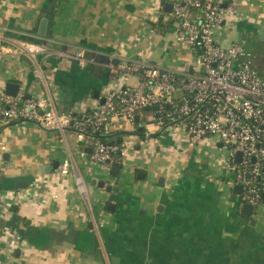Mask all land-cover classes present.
<instances>
[{
	"label": "crops",
	"instance_id": "1",
	"mask_svg": "<svg viewBox=\"0 0 264 264\" xmlns=\"http://www.w3.org/2000/svg\"><path fill=\"white\" fill-rule=\"evenodd\" d=\"M163 1L0 0V94L12 82L22 93L51 97L60 112L79 116L112 90L137 85L135 77L113 74L106 67L109 60L141 59L161 67L160 60L171 55L187 69L194 55L176 41L175 27L165 36L153 32L157 39L145 45L136 43L135 26L148 16L157 22ZM44 20L47 35L41 37ZM223 27L230 38L218 42L229 45L246 34L262 63L264 0H245ZM42 39L49 52L40 58L44 78L39 79L33 61L18 49L22 42ZM63 51H83L98 63L81 68L62 57ZM97 66L103 67L99 77L94 75ZM147 120L143 113V135L128 130L125 121L116 122L112 133H125L127 144L122 168L118 175L99 171L90 177L85 168L92 162L81 155L73 134L61 141L31 122L3 130L9 151L0 150V226L22 239L14 245L0 236V264H264V205L254 208L252 218L244 216L227 166L211 171L199 144L188 146L183 131L161 132ZM66 158L74 159L88 181V201L58 168L48 173ZM94 181H104L112 191L93 186ZM19 183L28 185L17 189Z\"/></svg>",
	"mask_w": 264,
	"mask_h": 264
},
{
	"label": "built area",
	"instance_id": "2",
	"mask_svg": "<svg viewBox=\"0 0 264 264\" xmlns=\"http://www.w3.org/2000/svg\"><path fill=\"white\" fill-rule=\"evenodd\" d=\"M169 2L173 4L169 16L175 22V39L193 53L195 67L170 70L141 59L117 64L109 60L106 67L113 74L135 77L137 85L125 84L112 90L104 97V104L100 101L80 116L60 112L51 97L26 98L21 91L16 97L1 93V152L9 151L1 139L2 131L16 123L31 122L58 134L61 141H66L68 133L73 134L81 155L111 173L122 162L127 144H109L99 135H111L119 121L135 130L141 126L136 118L142 122L143 113L150 108L160 130L170 123L166 130L183 131L190 147L205 139H216L228 153L227 170L233 175L234 187L243 188V204L254 208L264 205V66L259 67L256 55L245 48L242 40L229 45L216 40V30L228 17L237 15L245 0ZM18 50L33 61L35 76L43 79L40 58L49 52L47 41L22 42ZM61 56L77 61L84 69L98 63L95 56L87 58L83 51H63ZM87 149H91L90 154ZM57 171L72 180L77 193L89 200V183L73 158H66ZM2 211L0 200V215ZM0 234L8 244L18 245L22 239L6 226L0 228Z\"/></svg>",
	"mask_w": 264,
	"mask_h": 264
},
{
	"label": "rangeland",
	"instance_id": "3",
	"mask_svg": "<svg viewBox=\"0 0 264 264\" xmlns=\"http://www.w3.org/2000/svg\"><path fill=\"white\" fill-rule=\"evenodd\" d=\"M151 17L152 16H150V17L148 16V20H150ZM152 18H154V17H152ZM135 24H137V22ZM135 27H139L138 33L135 34V36H137L136 43L140 42V43H144V45H145V43H148L152 39L153 36H154V38L157 37L156 35H154V33H153L154 30L151 28V26L148 24V22H143V23L140 22L139 25L135 26ZM221 30H220V28H218L216 30V40L217 41L219 40L222 42L223 40H227L228 38H230V33L226 27H223ZM251 44H252V39H249L245 44V48L248 51L253 52L257 56L260 55V53H258V51L256 49L251 47V46H253V44L252 45ZM156 50H157V52H160L159 51L160 50L159 45L157 46ZM154 52H155L154 50H149L147 54H149L152 57L155 55ZM196 63H197L196 59L194 58V60H192L191 64L186 65L187 66L186 68H189L191 66L195 67ZM159 64L164 69H170V70L180 69L179 64H178V59L174 56H171V55H165L163 57V59L160 60ZM162 64H164V66ZM144 114L148 119L147 121L151 122L153 120V115L150 111L146 112ZM126 125H127L128 130L130 127L132 129V126L130 124H126ZM176 130L179 131V133H181L180 129H176ZM128 138L130 139L131 136L129 135ZM75 139H76V137H75ZM217 144H218V141L216 139L214 141H211L209 139H205L198 146V151L200 152V154H202L203 158L206 159V162L208 161V163L211 164V167H210L211 171H216V170H219V169H222V168H225L226 166H228V158H229L228 153L225 150H223L222 148H218ZM193 152L194 151H191V154H193ZM89 167H90V169H89ZM89 167L85 168L86 174L88 176L86 174L85 175L87 177L94 176L95 172H99V171H101V173H103V172L106 173L104 170H99L96 167V165H93L92 163H91V165L89 164Z\"/></svg>",
	"mask_w": 264,
	"mask_h": 264
},
{
	"label": "water",
	"instance_id": "4",
	"mask_svg": "<svg viewBox=\"0 0 264 264\" xmlns=\"http://www.w3.org/2000/svg\"><path fill=\"white\" fill-rule=\"evenodd\" d=\"M172 9H173V4L169 1H167L165 4H164V7H163V11L165 14H171L172 13ZM39 35L41 37H45L47 35V21L44 20L42 21V25H41V28H40V31H39ZM242 40L247 42V35L244 34L242 36ZM262 42H264V38H262L261 40ZM117 62H115V64H117ZM103 71V67L101 66H97L95 67V70H94V75L96 77H99L101 75ZM20 92V85L18 84H15V83H7L6 84V89H5V93L10 96V97H16ZM98 97V95H96ZM105 100L104 98L101 100V103L104 104ZM158 108H154V110H157ZM151 109L150 108H147L146 111L149 112ZM136 123L137 124H141V126L139 127V132H142V133H145V130H146V127L144 125H142L141 123V119L140 117H137L136 118ZM151 138H153V136H151ZM218 148H222V145L221 144H218ZM86 152L88 154L91 153V149H87ZM6 157H8L6 155ZM241 160V154L238 155V158H237V161L240 162ZM60 163H55L52 167H49L47 169L48 173H51V170H54V169H57L59 167ZM120 169L118 167H113L112 170H111V174L112 175H118ZM93 186L99 188V189H106L107 188V191L108 192H111L112 191V186L111 185H107L104 181H94L93 183ZM28 183H19L17 184V189H22V188H25L27 187ZM234 191L236 194L238 195H242L243 193V188L242 186H235L234 187ZM108 209H114V205L112 203L108 204ZM112 209V210H113ZM242 210H243V215L248 217V218H252L253 215H254V207L250 204H244L243 207H242ZM252 224H254V221L252 222Z\"/></svg>",
	"mask_w": 264,
	"mask_h": 264
},
{
	"label": "trees",
	"instance_id": "5",
	"mask_svg": "<svg viewBox=\"0 0 264 264\" xmlns=\"http://www.w3.org/2000/svg\"><path fill=\"white\" fill-rule=\"evenodd\" d=\"M166 2H167V0H164L163 4H165ZM166 16H168V19L165 21ZM147 22L151 26V28L154 30V32L159 34V35H161V36H165L168 32H170V30H172V28L175 25L174 20L171 19V17L169 15L165 14L163 12V9L161 10V12L158 15V21L157 22H154V21H151V20H148ZM258 65H259V67H263L264 66V60H262V63H260ZM25 97L28 98V97H31V96L25 94ZM168 126H170V123L166 124V126L163 127L161 132H165L166 129L168 128ZM134 134L143 135L144 133L139 132V127H136V129L134 130ZM124 135H125V133H112L111 135H105V136L99 135V138H101L106 143L116 144V145L120 146V145L123 144ZM120 157H121V155H120ZM115 167H118L119 169H121L122 168V162H120V163L118 162L115 165ZM242 204H243V202H242ZM1 226H0V228H3L4 225H1Z\"/></svg>",
	"mask_w": 264,
	"mask_h": 264
}]
</instances>
